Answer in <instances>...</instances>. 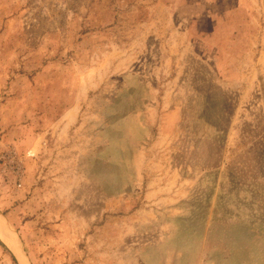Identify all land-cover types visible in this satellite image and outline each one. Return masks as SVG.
Wrapping results in <instances>:
<instances>
[{
	"label": "rangeland",
	"instance_id": "rangeland-1",
	"mask_svg": "<svg viewBox=\"0 0 264 264\" xmlns=\"http://www.w3.org/2000/svg\"><path fill=\"white\" fill-rule=\"evenodd\" d=\"M0 220V264H264V0H0Z\"/></svg>",
	"mask_w": 264,
	"mask_h": 264
},
{
	"label": "bare ground",
	"instance_id": "bare-ground-1",
	"mask_svg": "<svg viewBox=\"0 0 264 264\" xmlns=\"http://www.w3.org/2000/svg\"><path fill=\"white\" fill-rule=\"evenodd\" d=\"M1 220H0V238L12 249V251L19 257L20 262L22 263V257L19 251V247L16 243V239L14 237V234L10 231L8 227H6ZM17 257V258H18Z\"/></svg>",
	"mask_w": 264,
	"mask_h": 264
}]
</instances>
